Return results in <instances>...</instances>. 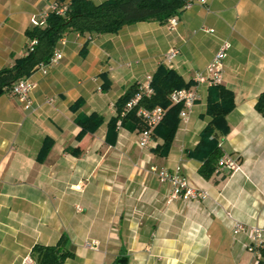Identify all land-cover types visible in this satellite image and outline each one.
Wrapping results in <instances>:
<instances>
[{"label":"crops","instance_id":"crops-1","mask_svg":"<svg viewBox=\"0 0 264 264\" xmlns=\"http://www.w3.org/2000/svg\"><path fill=\"white\" fill-rule=\"evenodd\" d=\"M69 1L0 0V69L26 54L32 17ZM176 18L174 30L139 21L114 34L69 32L57 46L62 58L28 76L36 83L32 110L0 95V264H22L37 244L63 245L69 255L61 264H113L119 255L127 264H258L247 235L234 236L227 212L264 230V117L255 109L264 91V0L195 1ZM224 40L230 48L221 85L234 107L219 146L240 170L220 159L209 177L199 173L208 94L217 95L210 86L198 87L166 153L157 149L160 137L140 148L133 123L110 127L119 97L165 65L168 49L179 53L165 66L192 84ZM91 113L101 123L79 137L76 121ZM46 138L52 144L39 161ZM151 167L178 171L207 195L171 199L170 184ZM87 240H97L98 249L86 248Z\"/></svg>","mask_w":264,"mask_h":264},{"label":"trees","instance_id":"trees-1","mask_svg":"<svg viewBox=\"0 0 264 264\" xmlns=\"http://www.w3.org/2000/svg\"><path fill=\"white\" fill-rule=\"evenodd\" d=\"M188 0H104L94 3L91 0H70L65 4L63 15L50 12L45 25L30 26L26 29L28 40L36 42L29 52L15 59L11 66L0 69V95L8 92L13 84L20 78L28 77L41 63H46L52 57L59 41L69 32L79 34H105L117 33L123 26L139 21H156L160 24L167 23L168 19L178 16L185 8ZM86 46V45H84ZM191 82H185L181 75L173 68L163 64L158 65L150 85L153 94L142 98L138 104L130 109L122 117L120 116L126 102H128L137 90L136 84L131 85L116 102V116L110 120V127L116 128V122L121 118L122 126L133 123L142 127L141 120L136 115L139 106L152 108L161 106L164 110L162 120L153 129L152 137H160L163 140L161 149L166 153L180 122L179 112L182 104L171 102L169 95L175 89L190 86ZM216 91V96L208 94L206 114L210 121L202 129L200 140L196 149L203 152L202 164L199 173L209 177L219 166V160L223 153L219 146V140L227 135L229 126L226 115L234 107L232 92L223 85L217 84L209 87V91ZM76 104L72 105L75 106ZM255 109L264 117V91L258 96ZM81 127L79 137L93 134L101 123V117L96 113L77 119ZM51 140L43 141L38 154V160H43L50 150ZM260 257L258 264H264V243L259 248ZM69 255V251L61 244L45 246L37 244L32 249V256L38 264H61ZM113 264H127V257L119 255Z\"/></svg>","mask_w":264,"mask_h":264},{"label":"built area","instance_id":"built-area-1","mask_svg":"<svg viewBox=\"0 0 264 264\" xmlns=\"http://www.w3.org/2000/svg\"><path fill=\"white\" fill-rule=\"evenodd\" d=\"M204 3V0H188L184 8H189L194 2ZM51 10H45L38 15L31 18V23L33 26H43L45 25L46 19L50 12H55L56 14L63 15L65 13L66 7L60 6L55 3L51 6ZM170 29L174 30L177 26L176 16L171 17L167 21ZM205 32H213L212 28H202ZM36 40L32 39L29 41L25 53L32 50ZM63 42V40H61ZM230 48V43L226 40L222 41L219 45L217 51L215 52L212 60L206 65L205 69L198 72L194 77V83L188 87H183L180 89L173 90L169 98L174 104H182L179 116L180 119L186 121L193 106L195 100L198 97V87L200 85H205L207 87L221 84L222 82V71L224 66V60L228 56V51ZM179 51L176 47H172L167 50L163 56V63L165 65H171L173 60L177 57ZM62 58V52L59 48H56L53 52L52 57L46 63H41L38 67H44L47 64H54ZM152 75H146L143 80L138 84L137 90L132 96V98L126 102L123 110L120 113L122 117L130 109L135 107L142 98H147L153 94V89L150 85ZM36 83L28 77L20 78L17 80L8 93L11 96L17 98L22 107L25 110L33 109V99L32 91L35 89ZM52 99H48L47 103H50ZM137 117L140 118L142 127L137 133V144L142 149H147L152 145L153 142V129L162 120L164 116V110L161 106H154L152 108H146L144 106H139L136 110ZM121 118L116 122V128L118 131L122 128ZM220 164L225 166L231 171L240 170V165L236 160L229 156H223L220 160ZM151 170L156 173L159 181L167 182L171 186L170 198H203L207 195L206 191L198 192L186 179H184L178 171H169L163 167L156 168L151 167ZM77 210H80V206L76 205ZM227 216L232 219V232L234 236L240 234H245L248 237V244L246 245L247 250L252 254V256L258 260L260 257L259 248L264 243V230L261 226L252 224L246 225L236 219H233L231 215L227 212ZM86 248L97 250L99 243L97 240H87L83 244ZM22 264H38L31 254H27L22 258Z\"/></svg>","mask_w":264,"mask_h":264}]
</instances>
